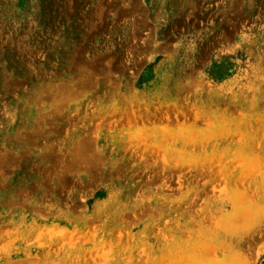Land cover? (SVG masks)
<instances>
[{
	"label": "rangeland",
	"instance_id": "374dc122",
	"mask_svg": "<svg viewBox=\"0 0 264 264\" xmlns=\"http://www.w3.org/2000/svg\"><path fill=\"white\" fill-rule=\"evenodd\" d=\"M0 264H264V0H0Z\"/></svg>",
	"mask_w": 264,
	"mask_h": 264
}]
</instances>
